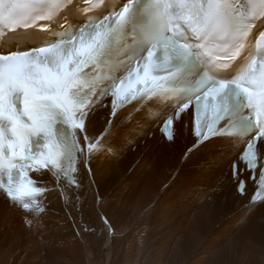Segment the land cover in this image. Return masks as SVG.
Segmentation results:
<instances>
[{
  "label": "snow or ice",
  "instance_id": "snow-or-ice-1",
  "mask_svg": "<svg viewBox=\"0 0 264 264\" xmlns=\"http://www.w3.org/2000/svg\"><path fill=\"white\" fill-rule=\"evenodd\" d=\"M109 95L113 118L132 103L171 107L169 141L194 114L185 159L240 142L238 191L250 173L246 211L264 203V0H0V189L11 202L35 218L47 174L80 187L78 165L113 123L93 138L89 113Z\"/></svg>",
  "mask_w": 264,
  "mask_h": 264
},
{
  "label": "bare ground",
  "instance_id": "bare-ground-1",
  "mask_svg": "<svg viewBox=\"0 0 264 264\" xmlns=\"http://www.w3.org/2000/svg\"><path fill=\"white\" fill-rule=\"evenodd\" d=\"M109 119L106 109L91 115L89 135L99 137ZM112 120L91 171L80 168L79 188L44 177L42 215L0 194V264H264V203L246 211L245 195L228 196L231 143L185 159L184 123L166 141L143 110Z\"/></svg>",
  "mask_w": 264,
  "mask_h": 264
},
{
  "label": "rangeland",
  "instance_id": "rangeland-1",
  "mask_svg": "<svg viewBox=\"0 0 264 264\" xmlns=\"http://www.w3.org/2000/svg\"><path fill=\"white\" fill-rule=\"evenodd\" d=\"M141 143L143 144V141H142V140H141ZM135 149H136L135 146H133V147H132V151L135 152ZM172 179H173V178H172ZM172 179H171V180H172ZM234 192H235V186H234V184H233L232 187H230L229 190H228V196H229V198H230L231 201H232V198H231L232 196H230V195H231V194L233 195ZM247 199H248V196L245 197L246 202H247ZM218 221H219V220H218ZM218 221L215 223L216 226H219V227H221V228H225V226H226V224L224 223L225 220H222V221H219V222H218ZM218 223H219V224H218ZM231 225H233V223H231ZM214 227H215V226H214ZM234 227H236V224L234 225ZM249 227H250V228H249V229H250L249 231H250V233H252V234H255V235H256V234L259 233L258 231H260L259 229L255 228L254 226H250V225H249ZM212 230H213V228L211 229V231H212ZM208 231H209V230H208ZM208 231H205V232H207V233H205L206 236H207V238L211 237V232H210V231L208 232ZM207 234H209V235H207ZM238 241L240 242V237L236 240L237 243H239Z\"/></svg>",
  "mask_w": 264,
  "mask_h": 264
}]
</instances>
